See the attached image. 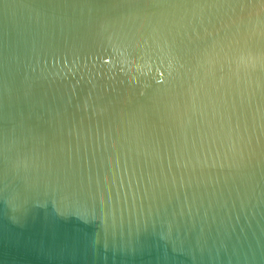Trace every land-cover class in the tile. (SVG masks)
<instances>
[{"label": "water", "instance_id": "obj_1", "mask_svg": "<svg viewBox=\"0 0 264 264\" xmlns=\"http://www.w3.org/2000/svg\"><path fill=\"white\" fill-rule=\"evenodd\" d=\"M0 264H264V0H0Z\"/></svg>", "mask_w": 264, "mask_h": 264}]
</instances>
